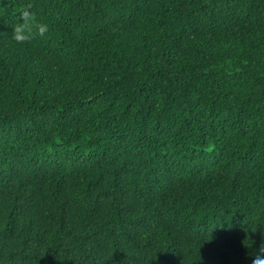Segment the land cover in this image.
Returning <instances> with one entry per match:
<instances>
[{"label":"trees","instance_id":"16d2710c","mask_svg":"<svg viewBox=\"0 0 264 264\" xmlns=\"http://www.w3.org/2000/svg\"><path fill=\"white\" fill-rule=\"evenodd\" d=\"M29 5L48 32L17 43ZM262 241L264 0H0V264Z\"/></svg>","mask_w":264,"mask_h":264},{"label":"clouds","instance_id":"9594fccd","mask_svg":"<svg viewBox=\"0 0 264 264\" xmlns=\"http://www.w3.org/2000/svg\"><path fill=\"white\" fill-rule=\"evenodd\" d=\"M30 7L29 5L28 8L21 9L22 22L16 24L12 29L11 38L17 43L31 41L36 35L44 37L48 32V25L46 23L34 22V14L28 10ZM33 29H35V32H33ZM250 255L253 257L251 264H264V241Z\"/></svg>","mask_w":264,"mask_h":264}]
</instances>
